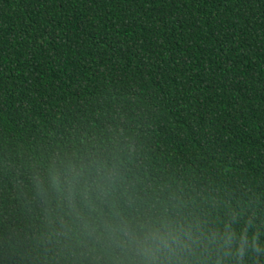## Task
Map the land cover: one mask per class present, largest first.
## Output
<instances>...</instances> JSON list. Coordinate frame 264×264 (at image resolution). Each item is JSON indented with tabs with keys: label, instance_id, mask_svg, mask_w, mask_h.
I'll return each instance as SVG.
<instances>
[{
	"label": "trees",
	"instance_id": "obj_1",
	"mask_svg": "<svg viewBox=\"0 0 264 264\" xmlns=\"http://www.w3.org/2000/svg\"><path fill=\"white\" fill-rule=\"evenodd\" d=\"M0 264H264V0H0Z\"/></svg>",
	"mask_w": 264,
	"mask_h": 264
}]
</instances>
